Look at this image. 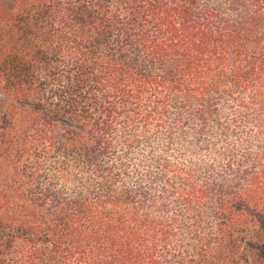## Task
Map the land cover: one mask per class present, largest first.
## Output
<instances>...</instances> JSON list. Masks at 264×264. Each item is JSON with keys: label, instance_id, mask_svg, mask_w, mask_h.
Listing matches in <instances>:
<instances>
[{"label": "trees", "instance_id": "obj_1", "mask_svg": "<svg viewBox=\"0 0 264 264\" xmlns=\"http://www.w3.org/2000/svg\"><path fill=\"white\" fill-rule=\"evenodd\" d=\"M0 264H264V0H0Z\"/></svg>", "mask_w": 264, "mask_h": 264}]
</instances>
